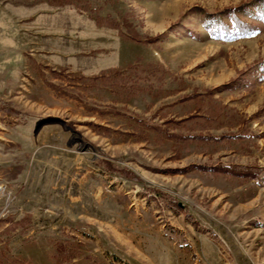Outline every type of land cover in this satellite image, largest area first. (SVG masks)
<instances>
[{
  "label": "rangeland",
  "instance_id": "rangeland-1",
  "mask_svg": "<svg viewBox=\"0 0 264 264\" xmlns=\"http://www.w3.org/2000/svg\"><path fill=\"white\" fill-rule=\"evenodd\" d=\"M263 7L0 0L1 264H264Z\"/></svg>",
  "mask_w": 264,
  "mask_h": 264
},
{
  "label": "trees",
  "instance_id": "trees-1",
  "mask_svg": "<svg viewBox=\"0 0 264 264\" xmlns=\"http://www.w3.org/2000/svg\"><path fill=\"white\" fill-rule=\"evenodd\" d=\"M262 2H264V0H261ZM261 12L264 13V7L261 9ZM237 24V29H239L242 32L248 31L249 27H246L242 24H240L238 21L236 22ZM216 170L222 171V172H226V173H230L233 175H237V176H244V177H250V178H256L259 176V171L257 168L254 167H243V166H218V168H216ZM177 206H180L177 203ZM181 207V206H180ZM61 262V260H60ZM2 262L0 261V264Z\"/></svg>",
  "mask_w": 264,
  "mask_h": 264
},
{
  "label": "water",
  "instance_id": "water-1",
  "mask_svg": "<svg viewBox=\"0 0 264 264\" xmlns=\"http://www.w3.org/2000/svg\"><path fill=\"white\" fill-rule=\"evenodd\" d=\"M51 123H60L66 131H70L72 133V136L68 141V146H72L73 144L78 143L79 147L77 148V150L82 152L87 151L89 148H93L89 143L83 140L79 132L68 125L64 120L55 118L51 120Z\"/></svg>",
  "mask_w": 264,
  "mask_h": 264
}]
</instances>
